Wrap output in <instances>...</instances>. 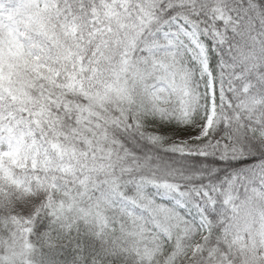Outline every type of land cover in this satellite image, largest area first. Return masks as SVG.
Here are the masks:
<instances>
[{
	"label": "snow or ice",
	"instance_id": "1",
	"mask_svg": "<svg viewBox=\"0 0 264 264\" xmlns=\"http://www.w3.org/2000/svg\"><path fill=\"white\" fill-rule=\"evenodd\" d=\"M0 264H264V0H0Z\"/></svg>",
	"mask_w": 264,
	"mask_h": 264
}]
</instances>
